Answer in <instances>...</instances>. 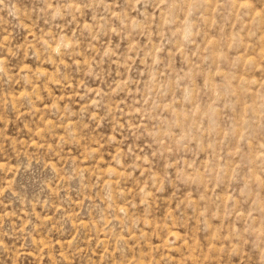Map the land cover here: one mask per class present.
<instances>
[{"label": "rangeland", "instance_id": "rangeland-1", "mask_svg": "<svg viewBox=\"0 0 264 264\" xmlns=\"http://www.w3.org/2000/svg\"><path fill=\"white\" fill-rule=\"evenodd\" d=\"M0 264H264V0H0Z\"/></svg>", "mask_w": 264, "mask_h": 264}]
</instances>
